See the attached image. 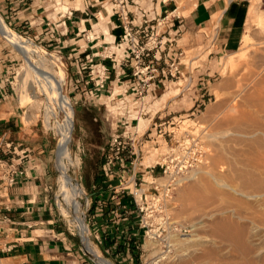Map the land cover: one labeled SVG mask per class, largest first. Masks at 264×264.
Instances as JSON below:
<instances>
[{"label":"rangeland","instance_id":"obj_1","mask_svg":"<svg viewBox=\"0 0 264 264\" xmlns=\"http://www.w3.org/2000/svg\"><path fill=\"white\" fill-rule=\"evenodd\" d=\"M11 1L16 4L18 2V0ZM27 1L33 4L30 11H28L29 14H32L31 12L34 11L32 14V21H35L37 18L46 16L45 20L48 19L47 22L51 21L53 23H58V13L61 12L65 14L68 12V10L66 11L65 9H62L63 6L69 7L71 8L70 10L74 11V9L72 8V3L75 0ZM183 1L187 4L190 2L191 6H193V4H196V0H177L178 7L179 2ZM244 2L247 6L248 21L246 22L244 32L239 38V43L235 46V48H232L228 51L216 52L214 50L218 30H216V32L214 33L209 32L208 30H189L188 28L178 27L180 26L179 24L169 29L166 25L167 21L163 23V21L161 20L162 25L158 28L159 34L157 40L163 42H165L167 39L173 40L175 50L171 52L170 56L174 58L175 54H178L179 56L180 54H182L180 57V67L181 71L183 72V76H178L179 78L177 77L171 79L166 88L161 87L155 93L146 95V98H144L143 100L135 99L130 104H127L129 106L127 107V110L131 111L130 114H127V110H125L126 108H121L119 110V107L124 106L117 105L116 101L108 104V109L110 110V114L112 115L111 118H115L113 121L111 120L114 126H90V128L87 130L86 136H84V140L81 143L78 142L77 138L79 135V117L77 110L78 108L80 110L84 109V107L80 106V101L79 105H76L75 97L76 95H78V90L74 91L73 87H71V77L73 71L70 68L69 61H67L65 57H63L61 48L56 49L51 45L55 42L56 39V26L53 24L48 25L49 27L47 26L49 28V32L51 33V37L50 40L46 39L45 41H43L42 36H39L36 31H33L29 34H24L18 31L14 24L3 15L2 11H0V15H2L7 25L13 31L17 32V34H20L21 37L30 41L33 44V48L39 49L38 52H40H32L30 54V60H28L22 53L17 50V48L13 46L12 43L8 42L0 34V81H5V84H2L4 92H6L11 97L10 101L12 102V105L19 108V115L23 118L22 122L26 125L30 123L36 124L37 128L40 131L44 132L49 138L51 145L50 149L52 150V201L55 206L56 201L58 204V208L56 206L58 225L61 230H64L67 234H72L80 240V245L82 248V258L84 260L82 261V264L98 263L87 252L88 249L84 245L85 241L80 235L79 230L75 226H72L73 224L70 223V219L67 220L66 217L63 216V213L59 206L58 189L61 172L57 168L56 160L57 145L59 143L60 135L58 133L56 125L63 122L64 115L56 109L55 105H50V101H48L50 103H47L46 100H49V98L45 94L39 92V88H36V92H38L37 94L39 96L36 104L33 103L21 106L32 94V91H28L23 87L21 88L23 81L22 79L31 74L29 66L34 65L37 68L40 67V63H42L44 68H48V71L58 72L59 68H61L65 73L66 82L64 85L63 93L65 96H67L68 101L74 111V128L71 135V142L69 144V148L72 154L70 160L73 162L79 159L81 163L76 168L72 167L70 170V174L76 179L77 183H79L84 190V194H82L83 197L80 198V201L82 202L84 208H86V214L84 218L86 219V224L90 229L89 237L92 243V247L99 250L102 256L105 259L109 260L112 264H130L129 261L132 257H129L128 261L123 260L124 258H127V252L125 251V248H127L128 246H116L114 250H110V246H108V244H111V242H115L116 240L121 241L122 238L120 239L119 236H123L124 238L122 239V241L127 243L129 242L127 238H130V236H136L134 238L137 243L133 248L136 254L133 256L131 264H168V256H173L174 254V244L178 245V242H181L179 244H183L184 242L187 243L195 240H199L197 242H200L203 240L205 241L211 237L210 229L212 225L210 224H212L213 222L211 221L213 220L212 213L221 210L225 211L226 209L230 217L233 213H242L244 215L245 212L246 215V206L242 208L240 207L241 205L238 206V202H234L236 200H240L246 203V199L242 196L237 195V193H234L233 190L238 189L240 191V189L242 188L240 187L242 183H239V181L241 180L240 178L238 180V178L235 179L236 177H233L232 172V168L236 166L234 164H236L237 161V163H245L246 155L243 152L245 151V149L242 146L236 147V149H242V151H238L241 152L242 155L241 153L240 155H236L234 154V152H231V150L234 151L233 147L231 149L228 148L227 150L231 154L226 153V155L221 156V151L223 150L222 147L226 145L224 143V139L219 135V132H221L220 129L223 127L227 116H229L226 114L233 113V107L237 102L244 99V97L247 98L249 96H252V94H256V87L258 86L257 84L261 82L260 80L264 79H262V77H264V25L262 27H259L257 22L258 17L264 14V0H244ZM59 3L60 5H58ZM83 3L86 8V3L84 2V0ZM142 4H145V0L142 1ZM187 4L185 6V9L188 11V8L190 6H187ZM250 5L251 10L248 18ZM12 7L14 9H23L22 6L18 5H12ZM37 11L39 12V14L36 16L35 13ZM51 14H54V19H51ZM164 17L165 16H163V18ZM172 17H170L168 21L172 20ZM252 17L253 20L251 19ZM38 22L39 21L34 22V26H37L36 24H38ZM156 31L157 29H155V35L153 36L154 38L153 40H151L148 46L150 48L155 46L156 44V42H154L155 38L157 37ZM150 36L151 30L149 32V36L141 34L139 36L140 42L146 44ZM245 39H248L250 41L248 45H246ZM121 43V40H119L118 44ZM125 45L127 47V44ZM109 51H111V49H107L105 53H103V56L107 57V55H109ZM165 52L167 53L168 51ZM115 56L116 55L113 54L112 58H115ZM126 56L127 54L124 50V55L121 60ZM233 57H235L236 60H233ZM230 60H233V62H230ZM124 64L127 63L124 61ZM161 67H168L167 65H165V63H163V60L161 61ZM245 74L247 76L244 77ZM30 76H28V80L31 79ZM239 86H243L240 89L241 91L239 90ZM119 90L120 92H118V94L123 92V89ZM238 91H240L241 93ZM113 92L114 90L109 93V95L111 96ZM237 92L239 93V95ZM166 93H168V95L163 98V100L159 101V99L162 98V96ZM175 94L179 95L176 96ZM246 94H248L249 96ZM234 95L236 96V99ZM46 105H50L52 107L54 106L53 109L55 112V116H51V118L49 119L50 121L48 120V124L46 120V109L48 108V106ZM139 112L143 115V117L138 116V119L142 118L147 122V125H149L144 134H136L133 129L138 124L137 115ZM119 114H125L126 116L130 115V120H134L132 126L128 129V132L130 135L134 134L137 139L140 140L139 145H137L135 148L136 155L133 156V158H135L137 155L139 156L136 168L138 172L137 189H139L137 194L140 196L142 193H145L149 196V201L145 203V207L148 209H153L154 216H146V211L140 213L137 209H133V213H130V209H123V211L118 212L119 216H117V219L119 220V223L112 226V222L107 219L106 213L104 214L103 211L99 212V214H103L100 217H92L93 215H95L91 214L92 208L96 201L95 198L92 199V194L95 192V189H91V185L93 182L88 181L84 178V165L88 160L95 161L96 163L99 162L102 157L99 152H107L109 144L111 142V134L116 132L115 123H117V119L120 118ZM25 118H27V120ZM147 119L150 120L148 121ZM142 124L143 123H141V127ZM119 126H121L120 123ZM124 132V128L120 127L118 129L119 134H123ZM96 142H103L104 144L102 145H105L107 142L109 143L104 151H98L94 150L91 146V143ZM223 143L224 146H222ZM184 145H186V149L183 150L186 151V153L183 154L185 160L189 161V163H194L197 157L195 153H201L199 155L202 156V161L193 164V166L185 173V177L183 178V180L181 179L182 182L179 184V187L173 192L171 201L169 202L167 207L169 214L171 215L173 220L172 223L178 225L179 228H181V231L174 232L171 228H166L163 236L165 237V239H168V242L160 241L158 239L155 240V235H158L160 233L154 228L153 225L161 219L162 214L159 212L158 204L155 203V201H151L152 199L150 198V196H153L155 193H157L154 189L155 185H152V182L154 181V178H157V182L159 183L165 182L164 179H161L163 177V170L161 168V165L165 163V159L169 158L177 151H180L181 148L184 147ZM78 146L80 147L79 149ZM197 150L198 152H196ZM243 156H245L244 159ZM67 161H69V158L67 159ZM133 169V166L131 164H128L125 169L128 173V177L126 179L127 182H124L123 187H120L121 184L120 182H118L119 192L115 193V195H125L127 197L129 196L128 198H130L134 202V182L129 181V177L133 173ZM152 170L153 172H151ZM213 175H216L214 177L217 178L221 177L220 179L225 181L223 182L224 185H227L228 183L227 186L229 187L225 188V190H220L218 187H216L218 191H221V193H225L228 198L213 196V198H211L208 203L206 202L204 204V206L206 207H198V199L200 197L199 194L198 196H196V193L194 194L192 191L186 190V188L187 186L189 188V185L191 187V184L200 182L201 179L206 183L205 185H207V182L209 181V183L215 187L216 185L215 180L212 177ZM115 180L116 178L112 181L114 182ZM230 188H232L233 190ZM230 198L232 200H229ZM104 202L106 203V205ZM140 203L142 204V202ZM107 204V201H101V203L96 204V206H98L99 209H104L107 207ZM116 207L120 206L116 205ZM150 209L147 214L150 213ZM199 210H201L203 213ZM204 212H208V214H204ZM101 218H104V220H106L107 222L105 223L101 221ZM156 219L157 221H155ZM233 220L237 221V219ZM130 221L132 226L129 224ZM147 221H149V224H151L150 228L148 229L142 227V225ZM124 225L128 226V229L127 227L125 229L126 233L118 234L120 230H118L117 228ZM132 231L133 234L130 233ZM147 232H150L149 235L146 234ZM125 236H127V238ZM202 237H204L205 239ZM112 238L113 241L111 240ZM218 243L217 246L222 245L221 243L220 245ZM119 254H122L123 257L116 258V256ZM219 255L231 259L236 257L232 250L227 251L226 254L225 252H222ZM214 262L216 263V261ZM211 263H213V261ZM211 263L207 262L205 264Z\"/></svg>","mask_w":264,"mask_h":264},{"label":"crops","instance_id":"obj_2","mask_svg":"<svg viewBox=\"0 0 264 264\" xmlns=\"http://www.w3.org/2000/svg\"><path fill=\"white\" fill-rule=\"evenodd\" d=\"M106 1L92 0L91 7L85 8L83 0H75L72 3V8L75 10L73 16H67L65 19L58 20V23H53L47 22L46 16L32 21L34 11L31 12L32 14L28 11L33 4L27 0H18L17 4L11 0H0V11L18 31L24 34L36 31L39 36H42L43 41L50 40L51 33L48 25L56 26V39L51 45L56 49L61 48L63 57L69 61L73 71L71 81H81L80 94L75 97L76 105H79L80 101V106L84 107V109L78 108L77 110L79 143L84 140L90 126L112 127V121L105 120L110 115L105 107L106 104L108 105V98L113 99L120 92L119 87L127 86L136 80L131 68H128L118 83L111 60L103 56L107 49H111L112 54L116 55V59L120 61L126 48L125 44H118L123 36V30L113 29L112 23L115 19H110L106 15L105 8L111 13L110 5H104ZM138 1L150 18L156 17V20H162L163 23L167 21L166 25L169 29L179 24L178 27L189 30H208L213 33L218 30L214 45L216 52L235 48L248 21L247 6L244 0H196L193 6L190 2L187 4L183 1L179 2V7L177 0H145V4H142L144 0ZM186 4L190 6L188 11L185 9ZM12 5L22 6L23 9H14ZM62 9L69 11L71 8L63 6ZM250 10L251 5L248 18ZM38 14L37 11L35 15ZM50 17L54 19L55 16L51 14ZM170 17L173 19L168 21ZM251 19L253 20V17ZM37 21H39L37 26H34V22ZM89 60H92L94 64H105L110 70V80L106 82V88L102 91L97 92L95 82L89 77V67L92 65L88 62ZM86 65L88 69L80 75L81 67ZM126 65L129 64H124ZM85 90H94L96 93L83 98L82 94ZM113 90V96H110L109 93ZM167 95L168 93L164 94L159 101ZM10 99L9 96L7 101L0 104V139L17 146L18 154L12 152L3 154L4 158L9 163H13L16 168L15 182L12 186L8 184L10 175L0 172V264H82L84 260L80 240L61 230L58 225L56 211L58 204L56 201L55 206L52 201V150L49 138L37 128L36 124H24L23 118L19 115V108L14 107ZM120 120V118L117 119L118 122ZM142 121V127L140 121L136 126V132L139 134H144L149 126L146 121L143 119ZM118 122L115 123L116 126H119ZM108 143L102 145L103 142H96L91 143V146L94 150L104 151ZM99 153L102 156L99 162L88 160L84 165V178L93 182L91 189H95L92 199L95 198L96 201L91 214H95L93 218L100 217L103 214L99 212L103 211L107 219L112 222L111 225L114 226L119 223L118 212L123 209L133 210L134 202L128 198L129 196L115 195L119 192L118 182H121V179H127V171H118L116 180L108 181L104 173L106 152ZM101 201H107L106 208L99 209L96 206ZM101 221L107 222L104 218H101ZM129 224L131 225V221ZM126 227L128 229L127 225L118 227L117 229L120 230L118 234L126 233ZM130 233L133 234V231ZM134 237L136 236L127 238L128 243L122 241L123 236H119L120 239L122 238L121 241L114 242L112 238L113 242L107 243H109L110 250H114L116 246H128L125 248L127 258L123 260L128 261L129 257H132L129 261L131 264L136 254L133 250L137 243ZM119 257L122 258L123 255L116 256V258Z\"/></svg>","mask_w":264,"mask_h":264},{"label":"bare ground","instance_id":"obj_3","mask_svg":"<svg viewBox=\"0 0 264 264\" xmlns=\"http://www.w3.org/2000/svg\"><path fill=\"white\" fill-rule=\"evenodd\" d=\"M257 22L259 27H262L264 25V14L258 17ZM0 34L5 37L10 43H12L13 46L17 48V50L22 53L28 60H30V54L32 52L37 53L39 51V49L33 48V44L30 41L24 39L19 34L10 29L1 15ZM249 42L250 41L248 39H245L246 45H248ZM108 54V57L113 55L111 51H109ZM234 59L236 60L235 57H233V60ZM233 60H230V62H233ZM40 65L41 66L37 68L34 65L29 66L31 76L28 74L27 75L30 76L31 79L28 80V76L22 79L23 81L21 88L23 87L28 91H32L30 97L26 99V102H24L22 106L33 103L36 104L37 99L39 98L37 94L38 92H36V88H39V92L45 94L49 98V100H46L47 103L51 102L50 105H55L56 109L59 112L63 113V122L56 125L58 133L60 135L57 159V168L61 172L58 189L59 206L61 208L63 216H65L67 220L70 219V223L73 224L72 226H75L79 230L80 235L86 243H84V245L88 249L87 252L90 254V256L99 264H112L109 260L105 259L102 256L99 250L92 247V243L89 237L90 229L86 224V219L84 218L86 214V208H84L82 202L80 201V198L83 197L82 194H84V190L82 186L77 183L76 179L70 174L71 168H76L81 163L79 159L73 162L70 160L72 154L69 148V144L71 142V135L73 131L74 111L68 101L67 96H65L63 93L64 85L66 82L65 73L61 68H59L58 72H55L48 71V68H44L42 63H40ZM245 76L247 75L245 74L244 77ZM263 78L264 77H262V79ZM260 81L261 82L257 84L258 86L256 87V94H252V96L246 94L249 97H244V99L237 102L233 107V113L226 114L229 116H227L223 127L220 129L221 132H219V135L224 139V143L226 145L224 146V143L222 145L224 147H222L223 150L221 149V156L226 155V153H230L227 150L228 148L231 149L233 147L234 151L231 150V152H234V154L236 155H240L241 152L238 151H242V149H236V147L242 146L245 149V151H243L246 155L245 163H237V161L236 164H234L236 166L233 165L234 168H232L233 177H236L235 179L238 178L239 180L240 178L242 180H240L241 182L239 181V183H242V185L240 186L242 188L240 189V191L238 189V191L233 190L232 188L230 189H232L234 193H237V195L242 196L246 199V203L240 200L234 201L238 202V206L241 205L240 207L242 208L246 206V215L245 212L244 215L242 213H233L230 217L226 209L225 211L221 210L212 213L213 220L211 221L213 222L212 224H210L212 225L210 229L211 237L205 241L203 240L200 242H197L199 240H195L196 242H184L183 244H179L181 242H178V245L174 244V254L173 256H168V264H186L188 262L190 264H205L207 262L211 263L212 261L213 263L211 264H214V261H216L217 264H264V79ZM242 87H240L239 90ZM50 105H46L48 106V108H45L47 110V124L50 121L49 119L51 118V116H55V112L53 109L54 106L52 107ZM138 115L141 117L143 116L140 112L138 113ZM139 121L140 123L143 122L142 118L138 119V123ZM136 126L133 129L136 134H139L136 132ZM68 158L69 161H67ZM244 158L245 156H243V159ZM214 176L216 175L212 176L215 180V187L212 186L209 181L207 182V185H205L206 183L203 182L200 177V182L191 184V187L189 185V188L187 186L186 190L192 191L194 194L196 193V196H198L199 194V199L197 197L198 207H203L206 202L208 203L209 200L213 198V196L224 198L227 197L225 193H221V191H218L216 187H218L220 190H225V188L229 187L227 186L228 183L227 185H224L223 182L225 181L221 180V177L217 178ZM182 180H180L179 184L182 182ZM229 200L232 199L230 198ZM199 211L202 212L203 208L202 211ZM204 214H208V212H204ZM233 219H237V221H234ZM217 243L219 245L221 243L222 245L217 246ZM229 250L233 251V253L236 255V259H231L228 257L226 258L219 255L222 252H225L226 254V252Z\"/></svg>","mask_w":264,"mask_h":264},{"label":"built area","instance_id":"obj_4","mask_svg":"<svg viewBox=\"0 0 264 264\" xmlns=\"http://www.w3.org/2000/svg\"><path fill=\"white\" fill-rule=\"evenodd\" d=\"M84 2L88 8L92 5V0H84ZM106 4L111 6V13L104 7L107 16L110 19H115L112 23L113 29L115 30L121 28L123 30L121 44H127V47L125 48L127 56L122 60H117L116 56L115 58L107 56L108 59L111 60L113 68L116 71V80L120 83L121 77L125 74L128 68L132 69V75L136 79L135 82L129 83L127 86L119 87V89H123V92L117 94L114 99L108 98V104L116 101L117 105L124 106L119 107V110L121 108H126L125 110H127V107H129L127 104H130L133 100H143L146 98V95L155 93L161 87L166 88L171 79L183 76V72L180 67V57L182 54H180V56L175 54L174 58L170 56L171 52L175 50L173 40L167 39L165 42L157 40L159 34L158 28L162 25V22L160 20H156V17L150 18L138 0H107L104 5ZM58 5H60V3ZM74 11L69 10L65 14L59 12V20L65 19L67 16L72 17ZM155 29H157V37L154 41L156 44L150 48L148 46L154 38ZM150 30L151 36L149 37L148 42L146 44L141 43L139 36L141 34L149 36ZM165 51L168 52L166 53ZM157 55H159V57H157ZM162 60L163 63L168 66L167 68L161 67ZM124 61L129 65L124 66ZM88 62L92 63L89 67V77L93 82H95L97 92L104 90L106 88V82L110 80L109 68L102 63L94 64L92 60H89ZM87 69V65L82 66L79 74L82 75V72ZM2 84H5L4 80L0 81V104L4 103L9 98V95L4 92ZM80 84L81 81H71V87H73L74 91L78 90L79 92L81 89ZM83 93L84 94L81 93L83 98H86L87 96H93L96 92L94 90H85ZM78 94H80V92ZM111 95L113 96V93ZM105 107L110 114L111 112L108 109L109 107L107 104ZM126 112L127 114H130L131 111L127 110ZM119 115L121 120L118 123H120L121 126H116V132L111 135V142L105 154L104 173L108 181H112L117 176L116 173H118V171H124L128 164H131L134 169L133 173L130 175L131 178L129 181L134 182L135 188V193H133V197L135 199L133 209H137L140 213L146 211V216L153 217L154 210L149 208L150 213L147 214L149 209L145 207V203L149 201V196L145 193H142L140 196L137 194L139 189H137L138 172L136 168L139 156L137 155L135 158H133V156L136 155L135 148L139 145L140 140H138L134 134L130 135L128 132V129L132 126L134 120H130V115ZM111 116L112 115L110 114L109 118H105V120L107 122L110 120L113 121L115 118H111ZM113 126L114 124L112 127ZM120 127L125 129L123 134L118 133V129ZM79 148L80 147H78V149ZM185 149L186 145H184L180 151H177L175 154H172L169 158L165 159V163L161 165L163 170V177L161 179H164L165 182L159 183L157 182V178H154V181L152 182V185H155L154 189L157 193L150 196V198L152 199L151 201H155V203L158 204L159 212L162 214L161 219L153 225L160 233L155 235V240L158 239L160 241L168 242V239H165L163 236L166 228H171L174 232L181 231V228H179L178 225L172 223L173 220L167 207L171 201L173 192L179 187L180 180L185 177V173L193 166V164L202 161V156L199 155L201 153H195L197 157L194 163H189V161L185 160L183 156V154L186 153V151H183ZM17 151V146H13L12 143L6 142L4 139H0V172H3L5 175H10L8 184L11 186L15 182L14 175H16V168L13 163H9V161L4 158L3 154L12 152L17 155ZM196 152H198V150ZM151 172H153V170ZM124 182H127L126 179H121L120 187L124 186ZM137 196L139 197V200ZM140 202H142V204ZM130 213H133V211L131 210ZM155 221H157V219ZM150 226L151 224H149V221L142 225L143 228L147 229L150 228ZM149 233L150 232H147L146 234L149 235Z\"/></svg>","mask_w":264,"mask_h":264}]
</instances>
